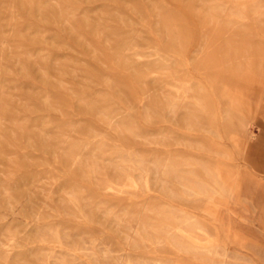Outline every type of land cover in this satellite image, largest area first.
<instances>
[{"label": "rangeland", "instance_id": "374dc122", "mask_svg": "<svg viewBox=\"0 0 264 264\" xmlns=\"http://www.w3.org/2000/svg\"><path fill=\"white\" fill-rule=\"evenodd\" d=\"M0 264H264V0H0Z\"/></svg>", "mask_w": 264, "mask_h": 264}, {"label": "bare ground", "instance_id": "6f19581e", "mask_svg": "<svg viewBox=\"0 0 264 264\" xmlns=\"http://www.w3.org/2000/svg\"><path fill=\"white\" fill-rule=\"evenodd\" d=\"M30 7V6H29ZM35 8H38V7H35ZM38 10H41V9H38ZM72 15V14H71ZM14 16V15H13ZM28 33V32H27ZM190 64V63H189ZM51 65H52V63H51ZM54 65H56V64H54ZM53 67V66H52ZM198 89H200V88H198ZM199 91V90H198ZM174 105V104H173ZM193 106V105H192ZM197 107V106H196ZM189 111H191V109L189 110ZM187 114H189V113H187ZM248 131H249V127H248ZM249 136H250V131H249ZM175 180V179H174ZM180 184V183H179ZM178 184V185H179ZM207 192L208 191H206V190H203L202 191V194H204V195H207ZM159 217V216H158ZM177 228V226H175V227H173V229L172 230H170V231H174L175 229Z\"/></svg>", "mask_w": 264, "mask_h": 264}]
</instances>
